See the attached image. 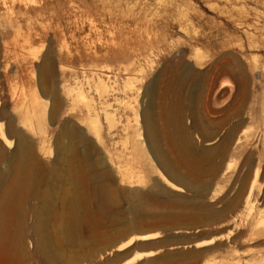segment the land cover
<instances>
[{
    "label": "rangeland",
    "instance_id": "374dc122",
    "mask_svg": "<svg viewBox=\"0 0 264 264\" xmlns=\"http://www.w3.org/2000/svg\"><path fill=\"white\" fill-rule=\"evenodd\" d=\"M145 112L168 170L198 193L153 172ZM0 120L45 169L61 129L77 133L62 141L81 176L80 237L93 240L22 264H117L156 247L130 264H264V0H0ZM10 151L0 143L1 173Z\"/></svg>",
    "mask_w": 264,
    "mask_h": 264
},
{
    "label": "bare ground",
    "instance_id": "6f19581e",
    "mask_svg": "<svg viewBox=\"0 0 264 264\" xmlns=\"http://www.w3.org/2000/svg\"><path fill=\"white\" fill-rule=\"evenodd\" d=\"M51 71H53L52 63L50 66H46L44 72L39 75L42 94L47 91V75ZM55 109L56 103L52 101L49 116L53 115ZM146 112L144 120L142 119L145 134L150 144L149 149L158 163V167L155 166L153 172L161 182L172 189L177 191L182 188L194 190L198 186L197 182L190 183L168 170L172 167L166 157L161 155L155 121ZM93 120L95 121V119ZM9 129V124H4L0 120V143L7 149H12L11 157L6 161L9 164V169L4 173L0 172V264H22L23 261L29 262L36 256L46 263L57 255L59 257L60 253L57 254L59 252L57 250L62 243L76 245L84 242L89 243L93 238L81 239L79 233V225L83 219L84 199L80 192L81 176L75 160L76 151L71 143L72 139L77 137L76 131L71 129L72 131L70 130L68 133V130L61 129L54 140L53 164L50 168L45 169L36 159L32 147L23 137L21 129L15 127L10 129L16 135L15 140L11 137ZM66 132L72 140L67 144L62 141ZM155 152L157 156L160 155V160L154 154ZM2 158L4 155L0 153V159ZM95 162V164L99 163L98 160ZM258 172L256 169L244 204L251 194H255V192L253 193L254 182L258 177ZM101 176H105V173H102ZM64 183L67 184L66 187L63 185ZM103 190L107 197L114 198L115 193L110 185L105 183ZM26 198H35L37 203L25 207L22 203ZM57 205H59V210H57ZM132 229H140V227L135 226ZM29 235L33 239V249H29ZM125 236H127L126 241L116 245L115 251L121 250L126 243L134 239L154 238L158 236V232L131 236L127 234ZM156 251L158 250L134 251L128 258L117 264H130L136 259L150 256ZM258 255L264 259V250L260 251ZM56 264L64 263L59 261Z\"/></svg>",
    "mask_w": 264,
    "mask_h": 264
},
{
    "label": "water",
    "instance_id": "95a60500",
    "mask_svg": "<svg viewBox=\"0 0 264 264\" xmlns=\"http://www.w3.org/2000/svg\"><path fill=\"white\" fill-rule=\"evenodd\" d=\"M190 191L193 193H198L200 190H190ZM159 248H161V247H156L154 250H157ZM145 250H149V249H145Z\"/></svg>",
    "mask_w": 264,
    "mask_h": 264
}]
</instances>
